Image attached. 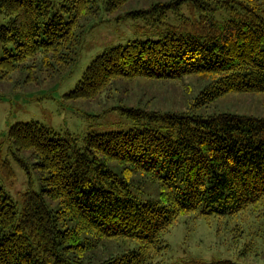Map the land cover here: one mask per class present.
I'll list each match as a JSON object with an SVG mask.
<instances>
[{"label": "trees", "instance_id": "trees-1", "mask_svg": "<svg viewBox=\"0 0 264 264\" xmlns=\"http://www.w3.org/2000/svg\"><path fill=\"white\" fill-rule=\"evenodd\" d=\"M128 1L0 0V41L13 44L0 57V80L20 71L22 83L58 85L100 10ZM181 1L134 10L164 26L105 48L66 97H94L120 78L207 76L189 107L125 108L131 127L87 132L81 145L36 120L9 127L13 155L24 167L30 159L41 189L26 190L18 209L0 186V264H157L150 262L166 247L162 234L179 216L233 214L264 197V118L198 111L226 93L264 92V0H192L193 18L178 14ZM170 6L182 17L176 24L165 22ZM216 9L226 16H213ZM132 175L156 182L158 195L134 194ZM105 238L135 243L95 258L90 251Z\"/></svg>", "mask_w": 264, "mask_h": 264}, {"label": "rangeland", "instance_id": "rangeland-1", "mask_svg": "<svg viewBox=\"0 0 264 264\" xmlns=\"http://www.w3.org/2000/svg\"><path fill=\"white\" fill-rule=\"evenodd\" d=\"M167 1L170 0H129L117 9L100 10L95 19L97 23L87 31L79 48L74 67L52 88L55 81L22 83L20 71H14L9 79L0 80V186L18 209L22 207V194L28 189L39 192L41 181L30 159H26L27 167H24L13 155L15 150L6 137L11 125L18 121L36 120L60 134H71L81 145L87 132L124 131L131 127L134 120L123 112L125 108L161 112L184 110L209 81L207 76L197 74L178 79L120 78L94 97H66L87 65L105 48L133 39H145L156 27L164 26L160 21L134 17V10H145L156 2ZM191 2L181 1L178 14L186 18L195 17L197 10ZM175 10L173 6L166 8V23L181 21L182 17L174 14ZM211 14L218 19L226 16L219 9ZM5 21L6 17L0 14V24ZM4 48L12 49L13 44L3 45L0 41V57L4 55ZM198 111L264 118V92L226 93ZM132 176L130 188L138 197L145 199L158 195L157 183L148 176ZM162 238L166 247L161 248L150 263L174 264L198 259L205 262L231 260L242 264H264V197L233 214H183L163 232ZM134 243L127 239L105 238L97 242V249L90 253L95 258H101L122 252Z\"/></svg>", "mask_w": 264, "mask_h": 264}, {"label": "bare ground", "instance_id": "bare-ground-1", "mask_svg": "<svg viewBox=\"0 0 264 264\" xmlns=\"http://www.w3.org/2000/svg\"><path fill=\"white\" fill-rule=\"evenodd\" d=\"M19 82H20V80H19Z\"/></svg>", "mask_w": 264, "mask_h": 264}]
</instances>
